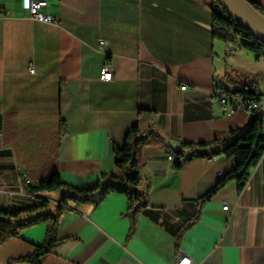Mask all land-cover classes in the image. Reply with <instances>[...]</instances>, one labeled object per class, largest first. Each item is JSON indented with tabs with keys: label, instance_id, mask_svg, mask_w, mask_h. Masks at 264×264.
Instances as JSON below:
<instances>
[{
	"label": "crops",
	"instance_id": "crops-1",
	"mask_svg": "<svg viewBox=\"0 0 264 264\" xmlns=\"http://www.w3.org/2000/svg\"><path fill=\"white\" fill-rule=\"evenodd\" d=\"M211 1L46 0L47 23L0 0V209L42 196L51 204L39 211L54 213L70 191L32 193L30 183L55 171L70 187L96 188L116 173L113 147L127 129L151 133L139 149L146 206L133 233L121 193L69 203L39 264H175L179 252L193 264H264V151L240 190L227 181L177 237L235 159L193 157L175 169L173 151L239 133L249 116L223 115L210 92L264 74V58L213 39ZM105 62L110 80L99 79ZM257 112L264 125V101ZM45 233L39 221L6 238L0 264H32Z\"/></svg>",
	"mask_w": 264,
	"mask_h": 264
},
{
	"label": "trees",
	"instance_id": "trees-1",
	"mask_svg": "<svg viewBox=\"0 0 264 264\" xmlns=\"http://www.w3.org/2000/svg\"><path fill=\"white\" fill-rule=\"evenodd\" d=\"M245 1L264 16V6L257 0ZM210 10L212 14L213 39L237 45L239 48L254 53L257 57L264 58V42L256 39L248 30L238 25L216 0L211 1ZM249 86L252 88H249ZM232 93L244 98L264 97V91L259 92L251 83L232 89ZM263 129V117L255 108L249 115L247 125L239 133L232 134L229 140H223L224 144L222 146H219L222 141L212 139L209 141L184 143L181 144L180 149L173 151L175 159L172 167L175 169L179 168L183 161L193 157H208L222 153L235 159L234 168L219 177L212 188L197 199L198 209H196L191 220L180 228L177 237L196 219L201 203L208 200L227 181L234 180L238 190L242 188L251 168L255 166L264 151ZM150 134L149 131H141L136 124H132L127 129L122 145L113 147V162L116 173L111 175L109 181L102 187L101 184L90 190L70 187L61 181L59 174L55 171L39 178L35 183H30L29 191L32 193L63 188H67L70 192L62 194L59 200L60 203L54 213L39 211L46 207V199L41 202L21 206H8L5 209H0V243L10 236H18L24 227L43 221L46 224V243L35 248L25 258L32 264H39V257L49 252L56 244V241H54L56 224L62 209L70 207L69 203L75 205L85 203L97 205L110 192L123 194L129 202L125 215L130 221L129 235H131L134 230L136 214L146 206V191L142 188L143 177L140 172L139 149L148 141ZM34 212L35 214L30 218H20L26 213Z\"/></svg>",
	"mask_w": 264,
	"mask_h": 264
},
{
	"label": "built area",
	"instance_id": "built-area-1",
	"mask_svg": "<svg viewBox=\"0 0 264 264\" xmlns=\"http://www.w3.org/2000/svg\"><path fill=\"white\" fill-rule=\"evenodd\" d=\"M20 5L23 11L33 20L40 22L53 23L54 17L45 12L43 8L46 5V0H20ZM103 44V40H100V45ZM28 71L32 73L33 67L30 65L28 67ZM113 77V68L108 63L105 62L99 71V79L100 80H110ZM186 85H180L181 90L186 89ZM211 98L219 104L221 112L225 116H231L236 112H242L245 115L249 116L253 109L257 108L258 105L264 101V97H247L244 98L237 94L232 93V89L227 87L216 85L213 90L210 92ZM172 156L168 155V159H171ZM26 182H30L29 179L26 178ZM45 198L40 197H32L26 204H31L34 202H41ZM222 209H227V204L222 206ZM175 264H193L191 259L184 254L183 252H179L175 259Z\"/></svg>",
	"mask_w": 264,
	"mask_h": 264
},
{
	"label": "water",
	"instance_id": "water-1",
	"mask_svg": "<svg viewBox=\"0 0 264 264\" xmlns=\"http://www.w3.org/2000/svg\"><path fill=\"white\" fill-rule=\"evenodd\" d=\"M216 1L233 18V20H235L238 25L248 30L256 39L264 42V16L258 13L247 1ZM105 183H103L101 187Z\"/></svg>",
	"mask_w": 264,
	"mask_h": 264
},
{
	"label": "rangeland",
	"instance_id": "rangeland-1",
	"mask_svg": "<svg viewBox=\"0 0 264 264\" xmlns=\"http://www.w3.org/2000/svg\"><path fill=\"white\" fill-rule=\"evenodd\" d=\"M247 83L248 84L251 83V85L255 86V88H257L259 91H264V74H262L261 76H257L256 78L248 79ZM249 88H252V87L249 86ZM50 204H51L50 201H47L46 207H43L42 210L46 211L50 207ZM27 215H29V214H27Z\"/></svg>",
	"mask_w": 264,
	"mask_h": 264
}]
</instances>
